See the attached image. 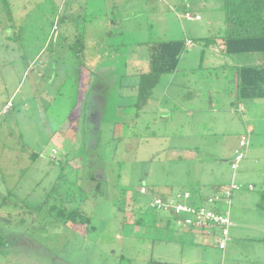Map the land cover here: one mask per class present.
Masks as SVG:
<instances>
[{
  "label": "rangeland",
  "instance_id": "1",
  "mask_svg": "<svg viewBox=\"0 0 264 264\" xmlns=\"http://www.w3.org/2000/svg\"><path fill=\"white\" fill-rule=\"evenodd\" d=\"M8 1L13 21L0 0V264H155L164 258L193 264L190 253L196 254L194 263L214 264L219 250L213 236L202 242V232L180 229L170 213L150 206L156 194L187 189L184 181L196 174L169 149L176 140L162 139V122L145 123L152 113H140L134 125L126 114L131 109L123 108L118 117L114 103L121 98L112 103L110 96L100 113L97 88L112 89L114 82L100 83L96 74L90 83L91 73L83 70V49L75 45L83 29V0ZM164 1L171 6L175 0ZM211 3L221 0H209L199 12L202 21L180 19L182 13L167 6L158 16L150 11L130 17L122 35L103 25L115 31L110 38L95 21L89 58L107 54L99 48L110 39L128 44L191 37L195 46L184 55L200 61L205 48L199 39L223 32V13ZM99 6L106 22L107 0ZM134 6L137 13L145 8ZM60 17L65 19L58 23ZM263 58L235 59L253 64ZM105 69L111 76L116 68ZM117 69L119 75L126 72ZM199 81L204 85L205 79ZM102 117L100 132L96 123ZM142 186L148 194L140 193ZM62 201L89 217V225L58 222L49 207Z\"/></svg>",
  "mask_w": 264,
  "mask_h": 264
},
{
  "label": "crops",
  "instance_id": "2",
  "mask_svg": "<svg viewBox=\"0 0 264 264\" xmlns=\"http://www.w3.org/2000/svg\"><path fill=\"white\" fill-rule=\"evenodd\" d=\"M100 1L83 0V22L85 24L83 70L89 75L91 73L90 83L96 74L98 77L101 76L100 83L114 82L112 89H105L103 86L97 88L100 113L105 114L107 101L111 96L112 103L118 98L123 101L114 103L118 117L123 114V108L131 109V112L126 113L131 116L128 120L129 124H136L140 113L154 114L152 119L147 122L145 120V123L150 125L149 123L152 122H162L164 130L162 139L176 140L169 149L177 155L181 162L192 164V169L196 172V174L191 172L195 175L190 180L184 181V185L187 186L184 191L191 192L199 200L203 201L206 197L225 190L233 180L241 185L242 189L235 192L232 198L229 212L232 227L227 248L219 249L216 242L219 252L214 264H264V210L257 207L259 193L264 192V98L238 101L236 75V68L261 65L264 63V58L253 64H244L235 58L247 54L226 55L222 51L223 45L219 38L221 35L213 36L215 38L213 43L202 41L205 50L200 61L194 62L193 57L184 55L187 50L192 49L187 48L179 61L177 71L172 75L162 76L160 80L168 77L167 82L164 80L163 87L156 89L158 83L151 96L140 102L139 87L142 75L150 72V46L155 42L142 41L125 44L124 42L114 43L110 39L99 48L107 54L89 58L90 43L88 41L92 36L91 28L95 25V21H100L97 23L98 30H102L105 37L116 36V33L122 35L123 27L130 17L141 16V13L145 14L150 11L158 16L162 10L167 11L168 4L164 0H107L109 9L107 13H104L105 22L100 18L101 14L98 11ZM185 1H170L172 5L168 7L175 14L190 11L200 16V10L209 3V0ZM137 2L143 4L145 8L147 5L146 9L139 10V15L134 6ZM223 6L224 0H221L220 4L211 7L221 11ZM202 20L203 18L198 21ZM103 25L110 26L117 32L114 33L115 31L108 30V28L104 29ZM185 40L194 41L191 37ZM183 65L186 68H182ZM113 67L116 69L109 71L111 76L104 73L105 70L107 71L105 68ZM120 67L126 68L125 74L121 72L122 75H119L117 68ZM197 71H200L201 76L196 74ZM218 71L222 74L212 75L213 72ZM200 79H205L204 85L199 84ZM117 80L120 84L122 80L121 87H118ZM115 84L117 87H114ZM122 89L126 90L122 91ZM86 92L89 93L87 90ZM103 122L102 117L99 123H96L99 125L96 130L102 131ZM171 129L174 133L167 134ZM243 136L249 137V144L245 158L234 175L231 162ZM153 137L155 138V135ZM249 186H253V190H250ZM167 192L166 195L177 193ZM216 209L220 213L227 212V207L223 204ZM202 234L203 236H200L202 242H206L205 236H213L217 240L216 234ZM189 256L193 264H198L194 263L196 254L190 253ZM163 261L161 263L171 264L165 261V258Z\"/></svg>",
  "mask_w": 264,
  "mask_h": 264
},
{
  "label": "trees",
  "instance_id": "3",
  "mask_svg": "<svg viewBox=\"0 0 264 264\" xmlns=\"http://www.w3.org/2000/svg\"><path fill=\"white\" fill-rule=\"evenodd\" d=\"M2 1L4 10L13 21L11 4L8 0ZM221 11L223 13V33L219 38H221L223 45V53L231 56L250 53L264 56V0H224ZM64 19V17H60L58 23L63 22ZM14 27V23H12V28L14 29ZM76 35V47H78V50L80 47L84 49V22L82 32ZM200 40L210 44L215 41V38ZM186 50V40L160 41L150 46V72L142 75L139 87L140 102L151 96L153 89L162 76L172 75L177 71L179 61ZM236 75L238 101L257 97L264 98V63L256 66L238 67L236 68ZM164 195L156 194V196ZM64 203L62 201L59 206L51 205L49 207V211L55 213L58 222L63 223V225H68L71 222V226L89 225V217L78 210H74V208L68 210ZM44 204L47 206L46 201ZM257 207L264 210V192L259 193ZM154 263L165 264L161 262Z\"/></svg>",
  "mask_w": 264,
  "mask_h": 264
},
{
  "label": "built area",
  "instance_id": "4",
  "mask_svg": "<svg viewBox=\"0 0 264 264\" xmlns=\"http://www.w3.org/2000/svg\"><path fill=\"white\" fill-rule=\"evenodd\" d=\"M181 16L178 17L187 21L201 20V16L194 15L190 11L182 13ZM194 46V41H186L187 48H193ZM248 144L249 137L243 136L235 157L231 162L234 175H236L240 163L245 158ZM241 189L242 186L233 180L228 188L206 197L203 201L199 200L191 192L182 191L172 195L155 196L150 206L156 211L170 213L177 227L180 229L200 231L207 235L216 234L219 249L225 250L229 242L230 229L232 227L229 212L232 206L233 194ZM249 189L253 190V186H249ZM140 193L146 195L148 194V189L142 186ZM222 204L227 207L226 213H220L216 209V207Z\"/></svg>",
  "mask_w": 264,
  "mask_h": 264
}]
</instances>
